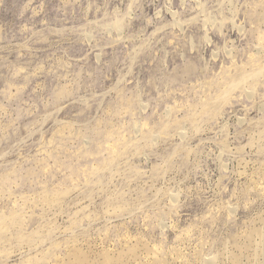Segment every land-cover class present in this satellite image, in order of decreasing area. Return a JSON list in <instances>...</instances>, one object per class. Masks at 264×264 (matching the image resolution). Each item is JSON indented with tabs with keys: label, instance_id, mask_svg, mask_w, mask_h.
I'll list each match as a JSON object with an SVG mask.
<instances>
[{
	"label": "rangeland",
	"instance_id": "1",
	"mask_svg": "<svg viewBox=\"0 0 264 264\" xmlns=\"http://www.w3.org/2000/svg\"><path fill=\"white\" fill-rule=\"evenodd\" d=\"M76 253L264 264V0H0V264Z\"/></svg>",
	"mask_w": 264,
	"mask_h": 264
},
{
	"label": "water",
	"instance_id": "2",
	"mask_svg": "<svg viewBox=\"0 0 264 264\" xmlns=\"http://www.w3.org/2000/svg\"><path fill=\"white\" fill-rule=\"evenodd\" d=\"M127 102L131 103V101L125 96V94L120 93L109 104L108 115L103 116L98 124L91 126V128L88 130V134L90 137V148L92 150H95L104 141H106L111 136L113 129L118 131L123 127L120 121V116L122 114V109L124 108V106H129V104H126ZM69 142V138L55 137L53 139L55 149L51 152L50 158L53 160L54 165L57 166L56 168L60 167V169L63 170L68 169L71 172L72 168L75 169L79 166V163L82 161V159L78 157V162H74L73 156L67 153ZM23 170H26L27 172L26 166H22L18 172L21 180H24V178L26 177L21 173V171ZM21 185L24 186V183H22Z\"/></svg>",
	"mask_w": 264,
	"mask_h": 264
},
{
	"label": "bare ground",
	"instance_id": "3",
	"mask_svg": "<svg viewBox=\"0 0 264 264\" xmlns=\"http://www.w3.org/2000/svg\"><path fill=\"white\" fill-rule=\"evenodd\" d=\"M102 146V144L100 145V146H98L99 148ZM99 160V164H102V163H105V161H101L100 159H98ZM72 171H73V173H75V172H77V167L74 169V168H72ZM71 171V172H72ZM71 246V245H70ZM75 246V245H74ZM128 247H130L129 245H128ZM71 248V247H70ZM77 248V247H76ZM136 248V247H135ZM75 249V248H74ZM139 249V248H138ZM80 249H78V251H79ZM84 250V249H83ZM85 251V250H84ZM135 252H136V249H131L130 250V254L131 255H133V254H135ZM83 254H84V252H82ZM82 253H76V261H75V264H93L92 263V261H90L88 258L89 257H87V255L85 256V255H83ZM88 253V252H87ZM100 253V252H99ZM104 253V252H103ZM105 253H106V251H105ZM100 255V254H99ZM136 255V254H135ZM105 257V260L102 262L103 264H112V257H110V255H105L104 256ZM97 258V257H96ZM62 259V258H61ZM64 260V259H63ZM95 262V261H94ZM61 263V262H60ZM58 264V263H57ZM64 264V263H63Z\"/></svg>",
	"mask_w": 264,
	"mask_h": 264
}]
</instances>
